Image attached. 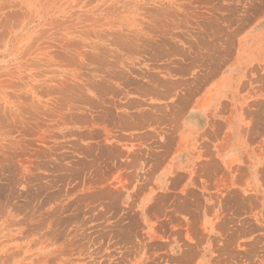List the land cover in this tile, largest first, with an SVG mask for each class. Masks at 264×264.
<instances>
[{"label":"rangeland","instance_id":"rangeland-1","mask_svg":"<svg viewBox=\"0 0 264 264\" xmlns=\"http://www.w3.org/2000/svg\"><path fill=\"white\" fill-rule=\"evenodd\" d=\"M224 84L240 170L157 186L129 133ZM0 264H264V0H0Z\"/></svg>","mask_w":264,"mask_h":264},{"label":"crops","instance_id":"crops-1","mask_svg":"<svg viewBox=\"0 0 264 264\" xmlns=\"http://www.w3.org/2000/svg\"><path fill=\"white\" fill-rule=\"evenodd\" d=\"M235 95L225 91L224 84L205 97L197 98L178 115L176 125L154 123L129 133V140L151 142L152 153L143 161L146 169L142 167V173L162 189H167L169 182L174 185L180 179L182 184L204 192L217 188L213 182L221 174L238 172L241 167L236 161L242 155L247 127L235 104L239 100Z\"/></svg>","mask_w":264,"mask_h":264}]
</instances>
